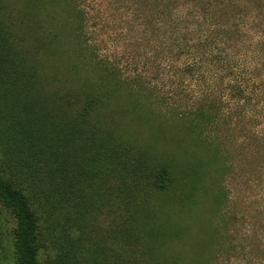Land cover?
Listing matches in <instances>:
<instances>
[{
	"label": "rangeland",
	"instance_id": "obj_1",
	"mask_svg": "<svg viewBox=\"0 0 264 264\" xmlns=\"http://www.w3.org/2000/svg\"><path fill=\"white\" fill-rule=\"evenodd\" d=\"M153 5L0 0V176L29 199L39 264H264V118L223 119L206 151L190 138L174 145L183 136L170 114L200 91L176 80ZM90 98L99 102L87 126ZM56 100L71 103L66 118ZM50 119L82 130L58 155H47L42 138ZM140 145L159 158L195 152L201 161L181 158L164 191L144 179L129 190V152ZM57 160L63 180L54 189ZM13 227L0 206V264H13Z\"/></svg>",
	"mask_w": 264,
	"mask_h": 264
},
{
	"label": "trees",
	"instance_id": "obj_2",
	"mask_svg": "<svg viewBox=\"0 0 264 264\" xmlns=\"http://www.w3.org/2000/svg\"><path fill=\"white\" fill-rule=\"evenodd\" d=\"M159 1L162 0H153L151 9L154 26L161 37L168 35L171 38L170 55L178 62L176 80H190L200 91L183 109L176 108V112L170 114L176 123L173 127H177L183 136L174 137V145L180 146L190 138V146L206 151L210 144L209 131L223 119H228L229 125H235L239 116L246 118L248 115L257 120L264 118V0H187V6L182 7H166ZM92 91V87L85 91V97L92 95ZM54 97L57 99L54 92L48 94V99ZM62 101H55L58 103L56 110L66 118L64 110L71 103L63 107ZM98 102L91 98L85 101L82 124L89 125L88 114L97 108ZM52 118L56 121L55 115ZM73 123L72 120L69 124L57 123L51 119L46 122L47 133L43 132L42 138L47 146V155L60 154L64 138L73 147V139L82 132L78 124ZM66 127H69L67 131L64 130ZM154 129L157 138H149L151 143L163 135L160 127ZM112 145L115 147L116 143ZM141 147L129 152L132 174L129 190L144 179L153 189L164 191L169 184L170 173L181 158L189 156L188 165L201 161L195 152L159 158ZM206 157L211 158L210 152ZM59 167L57 160L55 170ZM52 171L55 172L51 178L55 184L53 188L57 189L63 178L60 170ZM0 206L14 220L13 264H39L36 215L23 191L2 176Z\"/></svg>",
	"mask_w": 264,
	"mask_h": 264
}]
</instances>
